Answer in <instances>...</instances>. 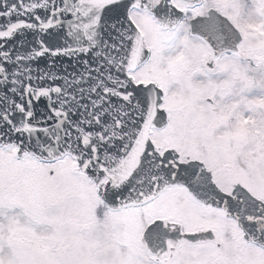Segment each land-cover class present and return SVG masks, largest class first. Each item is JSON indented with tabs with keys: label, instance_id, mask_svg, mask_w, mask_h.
Instances as JSON below:
<instances>
[{
	"label": "snow or ice",
	"instance_id": "snow-or-ice-1",
	"mask_svg": "<svg viewBox=\"0 0 264 264\" xmlns=\"http://www.w3.org/2000/svg\"><path fill=\"white\" fill-rule=\"evenodd\" d=\"M0 264H264V0H0Z\"/></svg>",
	"mask_w": 264,
	"mask_h": 264
}]
</instances>
